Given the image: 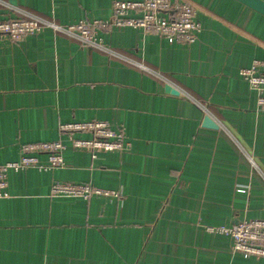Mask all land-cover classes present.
<instances>
[{
    "label": "crops",
    "instance_id": "crops-1",
    "mask_svg": "<svg viewBox=\"0 0 264 264\" xmlns=\"http://www.w3.org/2000/svg\"><path fill=\"white\" fill-rule=\"evenodd\" d=\"M112 1L0 0V20L65 27L109 18ZM180 1L201 26L189 44L132 26L99 29L102 46L48 24L0 37V163L25 143L67 144L63 166L8 172L0 264H264L208 229L264 218V112L240 74L264 61V15L238 0ZM92 119L122 126L128 148H72L59 124ZM53 181L119 195H52Z\"/></svg>",
    "mask_w": 264,
    "mask_h": 264
},
{
    "label": "built area",
    "instance_id": "built-area-1",
    "mask_svg": "<svg viewBox=\"0 0 264 264\" xmlns=\"http://www.w3.org/2000/svg\"><path fill=\"white\" fill-rule=\"evenodd\" d=\"M45 24L76 36L84 45L102 46L97 36L101 28L132 26L143 33H154L169 42L189 44L197 38L201 28L194 6L180 0H113L111 16L107 19H81L65 27L53 24L37 16L15 17L0 20V37L17 42L26 35L37 33ZM264 61L253 62L240 69V74L257 91V110L264 112ZM59 130L74 149H84L94 158L98 151L123 150L129 141L122 126H113L106 120H86L60 123ZM85 133L87 136H77ZM67 147L62 138L25 143L19 147L15 160L0 163V198L8 196V172L27 167L49 169L63 166V150ZM43 155V157H41ZM52 195H72L88 198L118 196L113 188L99 187L90 182L53 181ZM214 232L228 235L232 239L234 252L264 257V218H242L232 225L208 226Z\"/></svg>",
    "mask_w": 264,
    "mask_h": 264
},
{
    "label": "water",
    "instance_id": "water-1",
    "mask_svg": "<svg viewBox=\"0 0 264 264\" xmlns=\"http://www.w3.org/2000/svg\"><path fill=\"white\" fill-rule=\"evenodd\" d=\"M241 3L247 5L248 7L252 8L253 10L261 13L264 15V0H238ZM165 91L169 92L171 94H178L179 91L174 88L173 86H171L170 84H165ZM206 123H208L209 125H212V122L209 118V116H205Z\"/></svg>",
    "mask_w": 264,
    "mask_h": 264
}]
</instances>
